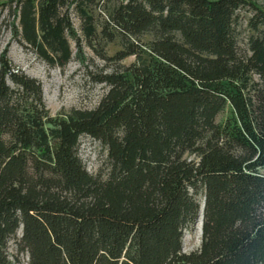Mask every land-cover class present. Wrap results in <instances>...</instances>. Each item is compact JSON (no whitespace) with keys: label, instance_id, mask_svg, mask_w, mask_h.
<instances>
[{"label":"trees","instance_id":"16d2710c","mask_svg":"<svg viewBox=\"0 0 264 264\" xmlns=\"http://www.w3.org/2000/svg\"><path fill=\"white\" fill-rule=\"evenodd\" d=\"M109 1L2 4L14 38L49 64L71 60L69 38L82 63L84 40L106 61L135 60L93 73L108 88L95 108L52 115L40 81L0 53V264H13L12 239L27 264H264V7ZM83 135L107 147L106 176L86 169ZM201 215V246L185 252Z\"/></svg>","mask_w":264,"mask_h":264},{"label":"rangeland","instance_id":"374dc122","mask_svg":"<svg viewBox=\"0 0 264 264\" xmlns=\"http://www.w3.org/2000/svg\"><path fill=\"white\" fill-rule=\"evenodd\" d=\"M10 0H0V53L8 46V56L15 69H19L27 75L36 78L42 84L44 100L52 115L65 113L73 108L92 109L95 108L108 88L104 84L96 83L92 79L93 73L111 72L119 68V64L128 65L135 60L134 56L128 57L119 64L106 61L99 57L88 45L82 33V21L75 10H71V19L78 34L83 38L85 63L77 58L76 43L69 38L72 49V58L65 65L49 64L38 56L29 46L15 39L10 28V22L15 20L9 10V6L2 5ZM120 0H110L107 6H114ZM264 7V0H255ZM96 17L101 20L104 16L97 9ZM248 11H242L241 43L245 44L248 29L246 19ZM18 19L15 20L17 23ZM147 39V38H146ZM121 45L118 40L107 43L105 52L112 56ZM222 118L224 116H221ZM220 117V118H221ZM78 153L86 169L93 175L106 176L109 170L108 149L97 139L83 135L80 138ZM199 218L193 226L184 233L183 251L191 252L199 249L202 242V219ZM22 229L18 231L17 239L20 238ZM9 253L13 264H27L29 256L20 252L17 248L16 239L9 242Z\"/></svg>","mask_w":264,"mask_h":264},{"label":"bare ground","instance_id":"6f19581e","mask_svg":"<svg viewBox=\"0 0 264 264\" xmlns=\"http://www.w3.org/2000/svg\"><path fill=\"white\" fill-rule=\"evenodd\" d=\"M201 219H202V218H201V216H200V217H199V220H198L200 224H201Z\"/></svg>","mask_w":264,"mask_h":264},{"label":"water","instance_id":"95a60500","mask_svg":"<svg viewBox=\"0 0 264 264\" xmlns=\"http://www.w3.org/2000/svg\"><path fill=\"white\" fill-rule=\"evenodd\" d=\"M201 218H202V215H201Z\"/></svg>","mask_w":264,"mask_h":264}]
</instances>
